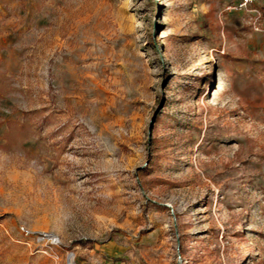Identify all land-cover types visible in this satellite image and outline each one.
I'll return each instance as SVG.
<instances>
[{
	"label": "rangeland",
	"instance_id": "1",
	"mask_svg": "<svg viewBox=\"0 0 264 264\" xmlns=\"http://www.w3.org/2000/svg\"><path fill=\"white\" fill-rule=\"evenodd\" d=\"M237 1L0 0V264H264V0Z\"/></svg>",
	"mask_w": 264,
	"mask_h": 264
},
{
	"label": "built area",
	"instance_id": "2",
	"mask_svg": "<svg viewBox=\"0 0 264 264\" xmlns=\"http://www.w3.org/2000/svg\"><path fill=\"white\" fill-rule=\"evenodd\" d=\"M262 0H238L233 6H231L229 9L232 11H237V12H246L249 11L252 7L256 6L258 3H260ZM20 231L26 235H34L32 232H29L25 228H21ZM39 240L45 241L48 243L50 246L55 247L59 246V240L56 236L50 233H40L37 235ZM70 258H68V264L70 263ZM72 259V264H74V259Z\"/></svg>",
	"mask_w": 264,
	"mask_h": 264
},
{
	"label": "bare ground",
	"instance_id": "3",
	"mask_svg": "<svg viewBox=\"0 0 264 264\" xmlns=\"http://www.w3.org/2000/svg\"><path fill=\"white\" fill-rule=\"evenodd\" d=\"M70 263H71V264L73 263L71 258H70Z\"/></svg>",
	"mask_w": 264,
	"mask_h": 264
}]
</instances>
